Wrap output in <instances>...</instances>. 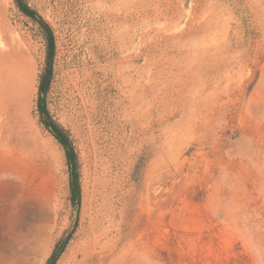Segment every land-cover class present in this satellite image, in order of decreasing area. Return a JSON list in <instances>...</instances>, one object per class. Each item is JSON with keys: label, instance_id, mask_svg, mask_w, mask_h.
<instances>
[{"label": "rangeland", "instance_id": "374dc122", "mask_svg": "<svg viewBox=\"0 0 264 264\" xmlns=\"http://www.w3.org/2000/svg\"><path fill=\"white\" fill-rule=\"evenodd\" d=\"M0 0V264H264V0Z\"/></svg>", "mask_w": 264, "mask_h": 264}, {"label": "trees", "instance_id": "16d2710c", "mask_svg": "<svg viewBox=\"0 0 264 264\" xmlns=\"http://www.w3.org/2000/svg\"><path fill=\"white\" fill-rule=\"evenodd\" d=\"M18 11L37 24L45 41V62L39 75L37 109L40 123L49 131L62 147L69 172V199L74 207H79L81 202V189L79 182V165L77 155L68 133L51 117L46 107L45 98L49 91L53 76V62L55 57V37L49 24L32 9L26 0H13ZM70 234L65 233L55 245L45 264H55L64 250Z\"/></svg>", "mask_w": 264, "mask_h": 264}]
</instances>
